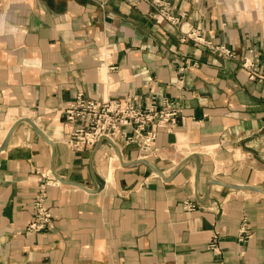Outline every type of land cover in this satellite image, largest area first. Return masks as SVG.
Listing matches in <instances>:
<instances>
[{"label": "crops", "instance_id": "obj_1", "mask_svg": "<svg viewBox=\"0 0 264 264\" xmlns=\"http://www.w3.org/2000/svg\"><path fill=\"white\" fill-rule=\"evenodd\" d=\"M162 1L174 21L148 2L0 0V148L24 118L55 144L22 121L0 150V264H264V193L208 184L264 190V0ZM80 94L182 115L150 154L76 152L64 111ZM47 170L53 228L31 233Z\"/></svg>", "mask_w": 264, "mask_h": 264}, {"label": "built area", "instance_id": "obj_2", "mask_svg": "<svg viewBox=\"0 0 264 264\" xmlns=\"http://www.w3.org/2000/svg\"><path fill=\"white\" fill-rule=\"evenodd\" d=\"M133 5L148 2L160 9L163 15L170 21H174L172 9L162 0H131ZM197 43H203V38L195 31L188 35ZM225 54L233 53L224 47H219ZM259 58L254 57V51L243 59V67L252 75L257 74ZM67 121L72 124L73 131L67 140L68 147L73 151L94 149L103 139L108 138L114 145H136L143 154L156 151V142L160 133H172L179 124L182 109L173 101L164 98L160 106H140L136 99L98 101L80 94L72 105L64 111ZM39 189L33 203L34 217L27 231L39 233L53 228L54 219L51 208L47 206L48 188L57 184L52 171L39 173ZM197 203L185 204L186 210H195ZM243 236L248 235L249 227L244 221L241 229ZM219 237L217 232L215 240ZM211 247L216 248L214 243Z\"/></svg>", "mask_w": 264, "mask_h": 264}, {"label": "water", "instance_id": "obj_3", "mask_svg": "<svg viewBox=\"0 0 264 264\" xmlns=\"http://www.w3.org/2000/svg\"><path fill=\"white\" fill-rule=\"evenodd\" d=\"M22 121H26V122H28V123H30L32 126H33V128L47 141V142H49L52 146H53V148H54V151H53V155H55V144L49 139V138H47V136L37 127V125H35L30 119H28V118H24V119H21L20 121H18L13 127H12V129L10 130V133H9V135H8V137H7V139H6V141L4 142V145L0 148V150H2L3 148H4V146H5V144H6V142H7V140H8V138L10 137V135H11V133L14 131V129L16 128V126L20 123V122H22ZM103 141H108L110 144H112L114 147H115V149H116V151H117V154L119 155V156H121L120 155V152H119V149H118V147L116 146V145H114L108 138H105V139H103ZM101 145H102V142H100L98 145H97V148H96V151L101 147ZM194 157H196V158H198V154L196 153V154H194L193 155ZM186 161H187V159L185 160V161H183L182 163H181V166L182 165H184L185 163H186ZM137 163H145L146 164V162L145 161H143V160H137V161H134V162H132V163H130V164H128V165H133V164H137ZM158 174H160L161 176H163V174L158 170V169H156V168H153ZM215 183H218V184H221V185H225V186H228V187H232V188H236V189H245V190H252V191H258V192H261V193H264V190H262V189H260V188H257V187H252V186H236V185H229V184H226V183H223V182H220V181H216V180H210L209 182H208V184L209 185H212V184H215ZM196 186H198V176H197V178H196Z\"/></svg>", "mask_w": 264, "mask_h": 264}, {"label": "bare ground", "instance_id": "obj_4", "mask_svg": "<svg viewBox=\"0 0 264 264\" xmlns=\"http://www.w3.org/2000/svg\"><path fill=\"white\" fill-rule=\"evenodd\" d=\"M120 155H121V153H120ZM121 157V156H120ZM61 180V179H60Z\"/></svg>", "mask_w": 264, "mask_h": 264}]
</instances>
